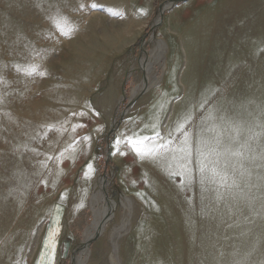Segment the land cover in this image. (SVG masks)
Masks as SVG:
<instances>
[{"label": "rangeland", "instance_id": "1", "mask_svg": "<svg viewBox=\"0 0 264 264\" xmlns=\"http://www.w3.org/2000/svg\"><path fill=\"white\" fill-rule=\"evenodd\" d=\"M158 39L164 63L144 67ZM262 124L264 0H0V264H37L57 223L55 264H264V160L252 159ZM178 125L191 135L190 177L171 174ZM155 132L172 140L155 158L123 142L159 144ZM117 137L127 154H113ZM213 168L234 194L217 200L226 188ZM102 182L118 207L88 240Z\"/></svg>", "mask_w": 264, "mask_h": 264}, {"label": "snow or ice", "instance_id": "2", "mask_svg": "<svg viewBox=\"0 0 264 264\" xmlns=\"http://www.w3.org/2000/svg\"><path fill=\"white\" fill-rule=\"evenodd\" d=\"M96 4H93L92 7H96ZM84 7L83 4L80 5V8L82 9ZM54 23L57 27V29L61 32H63L65 35H69L72 31V29H68V31H65V25L62 23V21L60 20H54ZM36 71V68L33 67L31 72H29L28 74L31 75L33 72ZM41 75H46V73L41 72ZM97 116L99 115V113H95ZM72 116H77V115H84L83 112L80 113H76L73 112L71 113ZM207 119L209 120H216L217 116L215 113V110H213L212 112L209 113ZM66 123V121H65ZM45 129L44 135H47L48 132L53 131L55 129V125H45L42 126ZM61 127L63 128V125H61ZM87 127L86 124H77L74 125L73 127V131H75L76 128H85ZM155 127V126H154ZM262 129H264V124L261 125ZM178 130H180L183 135H184V139L182 141V143L180 144V147L178 148V153L182 154V155H171V159L174 161H178L179 162V168L177 171H175L174 173H171L175 176H177V178H179L180 176H186V177H190L192 174V168H191V157H192V141H191V135L189 133L186 132V130H184L183 128H181L179 125L177 126ZM65 131L67 129H64ZM154 135L158 138L161 139V142L159 144H151L148 145V141L150 140V137L148 136H144V135H124L123 138V142L126 146H129L132 150V152H134L137 156H139L141 159H150V158H155L157 157V154L162 151L163 149H166L169 147V145L172 143V140L169 138L167 140H164L161 138V135L159 132H155ZM254 135H259V134H254ZM171 136V134L169 133V137ZM33 139H35V137H33ZM81 139L84 140H88L91 141V137L89 136H85L83 138L77 137L76 139L73 140L72 145H70V147L74 146L75 144L79 143ZM121 138L117 137L115 139V151L113 152V154H127V153H122L121 152V148L119 147V145L121 144ZM202 143H204V141L202 140ZM23 147L27 148V145H24ZM67 149H65L66 151ZM33 152H35V149H32ZM39 154V153H37ZM60 155H63V152L60 153ZM232 155L234 156H241L242 153L240 152H234L232 153ZM54 157L51 155L47 156V160H53ZM252 159H259V160H264V150H262L260 153H258L256 156L252 157ZM206 161V154L201 151L200 152V173H201V184H204V180H205V176L206 173L209 171L207 164L205 163ZM41 166L43 168H47V163L46 162H41ZM87 169L88 171H86L84 173L85 176H88L89 172H93L95 171L94 166L92 163L87 164ZM213 172L214 175L216 176H220V184L225 186L226 188V192H220L217 191V200L223 199L225 195H230V194H234L231 192V188L233 186H235V181H233L232 185H228L227 184V175L226 173H222V172H217L215 168H213L211 170ZM258 179H262L264 180V177H258ZM42 183L45 184V186H47V181H41ZM259 190V189H258ZM252 199H255V197H252ZM59 227L60 225L57 223L55 228L53 227H49L47 235L45 236L44 240H43V245H42V250L40 253V259L37 261V264H55V255H56V247L58 244V235H59Z\"/></svg>", "mask_w": 264, "mask_h": 264}, {"label": "bare ground", "instance_id": "3", "mask_svg": "<svg viewBox=\"0 0 264 264\" xmlns=\"http://www.w3.org/2000/svg\"><path fill=\"white\" fill-rule=\"evenodd\" d=\"M151 41H153V38L151 39ZM152 43H154V45L152 46L150 51L145 52V56L141 59V64L144 67H146L149 64H153V63L159 64V65H163V63H164V58L166 55V47H165L164 41L162 39H158L156 41L154 40V42H152ZM155 82L156 81H152V80L148 79V80H146V82H144L142 88H144L146 86L145 90L147 91ZM136 93H137V90L135 89L133 94H136ZM125 113H126V111H125ZM106 183L107 182H102L100 185H98L96 187V189H94L90 198L88 199L89 207L95 215V220H94L92 229L90 231V234L87 236L88 240L92 239L97 234H101L105 231L106 222L114 216L115 209L118 207V202L109 196V193H108L107 188H106L107 187ZM126 202H127V206H128V204L130 205V203H131V201L129 202V200H127ZM123 204H125V201L123 202ZM117 236H118V233H116V232L110 234V236H109V239H110L111 244L113 246L112 251H114L116 248V242H117L116 237ZM103 251L104 252L107 251L106 246L103 247L102 252ZM111 257H112V261H114V259H116L114 257V253L111 254ZM78 264H84V263L80 262Z\"/></svg>", "mask_w": 264, "mask_h": 264}]
</instances>
